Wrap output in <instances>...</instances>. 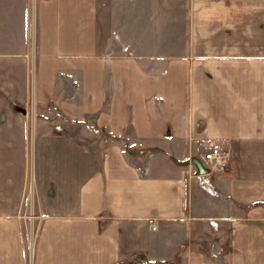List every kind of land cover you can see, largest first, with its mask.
I'll return each mask as SVG.
<instances>
[{
  "label": "crops",
  "instance_id": "0c3cea01",
  "mask_svg": "<svg viewBox=\"0 0 264 264\" xmlns=\"http://www.w3.org/2000/svg\"><path fill=\"white\" fill-rule=\"evenodd\" d=\"M242 1L194 0L176 42L170 19L102 33L97 0H0V264H264V0ZM211 143L216 194L183 164Z\"/></svg>",
  "mask_w": 264,
  "mask_h": 264
},
{
  "label": "rangeland",
  "instance_id": "374dc122",
  "mask_svg": "<svg viewBox=\"0 0 264 264\" xmlns=\"http://www.w3.org/2000/svg\"><path fill=\"white\" fill-rule=\"evenodd\" d=\"M193 1L194 0H97V7L101 11V16H99V31L107 34L108 32L106 31L109 29V27H111L113 31L117 27L119 28V25L125 27V26H131L133 24H138L142 28L144 25L147 24V22L150 23L151 25L155 24L156 30H158L159 28H163L164 26H167L165 25V23L167 22V19H170L171 27H172V31H171L172 40L176 42L187 41L189 36L190 15H191ZM209 1H214V0H209ZM230 1L231 3H243L242 0H230ZM136 16H139L137 17L138 19L136 18ZM155 35L157 39H160L159 37H161L163 33L157 31ZM34 50L35 49H33V54L35 55L36 50L35 51ZM34 64H32L30 70L31 82L34 79L35 71H36V64L35 65ZM9 104L13 108H15L18 105L15 101H11L9 102ZM51 106H55V105L53 103H49L45 106V110ZM20 107L28 110V112L32 111L29 110L30 107L29 105L26 107L20 105ZM44 115H45L44 116L45 120H48L50 122L51 119L48 117L49 114H47V111H44ZM28 120L31 121L29 117ZM86 122L88 123V121L86 120L83 121L82 123H86ZM80 130L81 131H77L75 129L74 131L75 132L77 131L76 134L78 135L80 134L79 135L80 137L82 138L85 137L84 132H82L83 129ZM92 136L94 141L96 140V142L97 141L102 142L101 138L97 136L94 132ZM29 155H30V161H29L28 173H27L26 194L31 198L30 200L33 201L35 197H37V195L35 189L36 171L34 165L35 163L34 152L31 151V146H29Z\"/></svg>",
  "mask_w": 264,
  "mask_h": 264
},
{
  "label": "built area",
  "instance_id": "2783aa9c",
  "mask_svg": "<svg viewBox=\"0 0 264 264\" xmlns=\"http://www.w3.org/2000/svg\"><path fill=\"white\" fill-rule=\"evenodd\" d=\"M49 114L50 122L56 123L55 130L59 133H63L69 130V126L76 124V122L65 118L60 110L56 106H51L46 109ZM86 129L90 132H94L99 136L103 143L116 140L115 137L108 136L103 129L91 127L89 123H83ZM232 160V152L228 147H222L216 143H211L205 146V152L202 159L203 165L209 169V173L199 175L197 169H195V176L199 180V183L212 194H216L215 188L211 183L213 176L224 173L228 168ZM30 190V187H29ZM30 193V192H29ZM214 230H218V225L215 222H211ZM155 229V227H153ZM222 256L221 250H215L211 248L208 252L209 259L213 261H220Z\"/></svg>",
  "mask_w": 264,
  "mask_h": 264
},
{
  "label": "water",
  "instance_id": "95a60500",
  "mask_svg": "<svg viewBox=\"0 0 264 264\" xmlns=\"http://www.w3.org/2000/svg\"><path fill=\"white\" fill-rule=\"evenodd\" d=\"M15 108L17 109V111H20V112H22L24 114L26 113V110L20 108V106H18V105ZM183 164L184 165L192 164L197 169V172H198L199 175H204V174L209 173V169H207L203 165V162L200 159H198V158H193L191 160H188V161L184 162Z\"/></svg>",
  "mask_w": 264,
  "mask_h": 264
}]
</instances>
